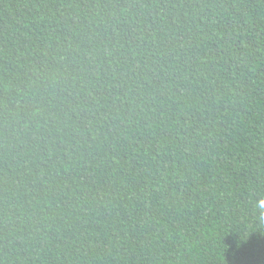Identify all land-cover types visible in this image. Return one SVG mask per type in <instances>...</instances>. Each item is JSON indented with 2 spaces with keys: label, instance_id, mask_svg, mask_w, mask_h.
I'll return each instance as SVG.
<instances>
[{
  "label": "trees",
  "instance_id": "16d2710c",
  "mask_svg": "<svg viewBox=\"0 0 264 264\" xmlns=\"http://www.w3.org/2000/svg\"><path fill=\"white\" fill-rule=\"evenodd\" d=\"M0 264H264V0H0Z\"/></svg>",
  "mask_w": 264,
  "mask_h": 264
}]
</instances>
